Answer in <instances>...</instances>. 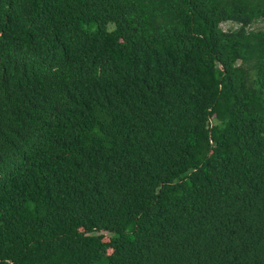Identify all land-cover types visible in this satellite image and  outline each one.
Segmentation results:
<instances>
[{
  "label": "trees",
  "instance_id": "trees-1",
  "mask_svg": "<svg viewBox=\"0 0 264 264\" xmlns=\"http://www.w3.org/2000/svg\"><path fill=\"white\" fill-rule=\"evenodd\" d=\"M259 19L0 0V264H264Z\"/></svg>",
  "mask_w": 264,
  "mask_h": 264
},
{
  "label": "rangeland",
  "instance_id": "rangeland-1",
  "mask_svg": "<svg viewBox=\"0 0 264 264\" xmlns=\"http://www.w3.org/2000/svg\"><path fill=\"white\" fill-rule=\"evenodd\" d=\"M231 26L234 27V25L229 23V22H224V23L220 24V27L223 30H225V29H227V28H229ZM250 28L251 29H262V30H264V19H259V20L255 21V22H253ZM101 234L103 235V239L107 238V235H108L107 233L101 232Z\"/></svg>",
  "mask_w": 264,
  "mask_h": 264
}]
</instances>
